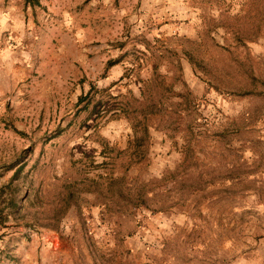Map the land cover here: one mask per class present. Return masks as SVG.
<instances>
[{
  "label": "rangeland",
  "instance_id": "rangeland-1",
  "mask_svg": "<svg viewBox=\"0 0 264 264\" xmlns=\"http://www.w3.org/2000/svg\"><path fill=\"white\" fill-rule=\"evenodd\" d=\"M0 202V264H264V0H0Z\"/></svg>",
  "mask_w": 264,
  "mask_h": 264
},
{
  "label": "trees",
  "instance_id": "trees-1",
  "mask_svg": "<svg viewBox=\"0 0 264 264\" xmlns=\"http://www.w3.org/2000/svg\"><path fill=\"white\" fill-rule=\"evenodd\" d=\"M26 1L29 2V3H37L39 0H26ZM0 217H3L1 211H0Z\"/></svg>",
  "mask_w": 264,
  "mask_h": 264
}]
</instances>
